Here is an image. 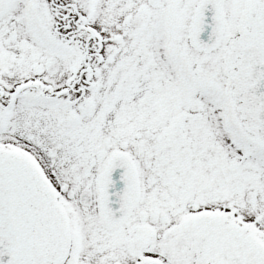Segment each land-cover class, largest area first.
<instances>
[{
    "label": "snow or ice",
    "instance_id": "1",
    "mask_svg": "<svg viewBox=\"0 0 264 264\" xmlns=\"http://www.w3.org/2000/svg\"><path fill=\"white\" fill-rule=\"evenodd\" d=\"M0 264H264V0H0Z\"/></svg>",
    "mask_w": 264,
    "mask_h": 264
}]
</instances>
